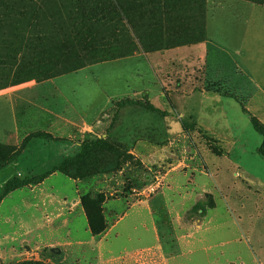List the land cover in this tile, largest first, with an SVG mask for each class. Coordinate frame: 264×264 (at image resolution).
Listing matches in <instances>:
<instances>
[{
    "label": "rangeland",
    "instance_id": "374dc122",
    "mask_svg": "<svg viewBox=\"0 0 264 264\" xmlns=\"http://www.w3.org/2000/svg\"><path fill=\"white\" fill-rule=\"evenodd\" d=\"M228 1L132 0V17L141 20L138 33L146 48L177 52L205 36L207 40L209 17L230 9ZM222 33L213 39L227 48L218 55L212 51L211 72L208 63L194 56L180 61L179 55L172 56L166 62L162 79L152 81L164 96L138 100L132 95L133 88H143L134 82L137 71L147 78L149 69L144 54L150 52L137 49L129 57L35 80L37 92L17 98L26 130L19 145L0 142V197L12 178L50 172L65 157L78 154L90 136H109L127 145L131 160L118 171L83 180L51 174L43 192L55 193L62 206L52 228L47 219L55 215L34 222L33 211L23 210L22 200L33 198L28 190L8 196L0 208V264H260L247 244L255 246L249 233L264 225V145L250 115L264 124V111L234 89L247 81L244 71L236 70V63H242L235 46L240 36L231 30L229 37ZM101 37L112 43L101 46L102 51L125 52L132 45L123 28H104ZM136 56L141 62L129 60ZM216 56L222 64L214 61ZM30 62H22L24 71ZM4 69L0 67V88L8 83L10 68ZM170 91H175L171 97ZM126 100L150 102L169 116L162 118L139 106L119 107ZM34 155L35 162L15 164ZM87 195L104 199L98 219L105 221L106 230L100 236L91 233L81 204ZM77 214L87 223L81 218L71 223ZM8 217L13 221L7 224ZM63 219L69 220V230ZM86 239L83 246L76 244Z\"/></svg>",
    "mask_w": 264,
    "mask_h": 264
},
{
    "label": "trees",
    "instance_id": "16d2710c",
    "mask_svg": "<svg viewBox=\"0 0 264 264\" xmlns=\"http://www.w3.org/2000/svg\"><path fill=\"white\" fill-rule=\"evenodd\" d=\"M144 5L142 3L141 6ZM155 8L156 12L160 11L159 5ZM0 12V45H3L0 48V67H4V70L10 68L5 77L8 83L0 90L35 80L43 82L82 70L88 65L129 57L137 49L146 53L161 49L146 48L142 35L138 33L137 25L141 20L132 17V0H0ZM111 27L118 30L123 28L130 36L132 45L129 51L101 50V46L112 44L101 37L102 30ZM203 39L199 42H204L206 36ZM26 59H31L27 64L30 69L26 67L24 71L22 62ZM73 60L76 62L71 63ZM24 72L29 75L21 77ZM126 105L139 106L162 118L169 116L150 102L126 100L119 103V107ZM243 112L250 115L246 109ZM250 121L263 137L264 145V124L253 115H250ZM130 160L127 145L115 142L109 136H90L81 144L78 154L65 157L50 172L36 177L18 176L8 181L3 188L0 204L15 190L39 185L53 173L83 180L118 171ZM103 202L100 196L92 198L87 195L81 199L93 236H100L106 230L105 221L98 219Z\"/></svg>",
    "mask_w": 264,
    "mask_h": 264
},
{
    "label": "crops",
    "instance_id": "0c3cea01",
    "mask_svg": "<svg viewBox=\"0 0 264 264\" xmlns=\"http://www.w3.org/2000/svg\"><path fill=\"white\" fill-rule=\"evenodd\" d=\"M228 2L230 4V0ZM230 6L231 8L227 9L225 13H216L209 17V21L207 23L208 35L206 41L199 44H194L190 47H182L178 49L177 52L175 50H169L144 54L146 57L145 61L149 64V69L146 68L145 70V72L147 73V78L145 77L143 72H141V70L137 71L134 82L143 88L140 90H138V88H133L134 90L132 89V95L138 100L142 97L151 99L152 96L156 94H158L159 96H164L165 93L162 90L159 91V89H157V86H155L152 81L154 77L157 78L161 76L162 79V74L165 73L166 62H168L172 56L179 55V61L182 59L184 60V57L194 56L196 59L202 60L203 64L208 63V73L211 72V63H213L211 60L212 51H214L216 55H218V53L223 52L224 48H227L220 46L213 39V37L216 38L217 36H219V33H222L223 31L224 32L222 34L229 37L227 35V32L231 30L234 31L235 34H238L240 36V39L238 41L239 43H237V45L235 46L236 53L242 60V63L240 65L236 63V65L239 66L236 67V70L237 72L239 71V74H241V71L243 70L245 73V75L243 73V78H247L246 82L241 81V85L239 84L235 86L234 89L236 90V92L240 93L242 97H244V100L259 105L260 109L264 111V0H231ZM224 52L229 51L225 50ZM139 56L132 57L129 60H133L134 62H141ZM214 58V61H217L219 64L222 62L221 60L216 59L217 56ZM239 68H241L242 70L240 71ZM145 81L147 82L145 83ZM225 82L227 84V82L229 81L226 80ZM37 87V82L31 81L15 87L0 90V142L8 144L10 146H16L20 144L21 134L23 132L25 133L26 127L21 120V115L24 114H19L16 108L17 98H19L22 94H24V92L27 91L36 93ZM173 94H175V91H170V97ZM108 101L109 100H107V102ZM23 117L25 118V116ZM80 117L85 124L88 123L89 120H87L86 117H84L82 114L80 115ZM95 117H99V115L97 114ZM29 157L30 158L27 159L23 156L15 164L18 163L20 166V164L23 163V160L25 161L24 163L35 162L34 159L37 158L36 155ZM14 165H12L11 167H13ZM45 184L46 181L39 185L32 186V189L29 187H24L15 190L11 194L23 191L24 189L28 190L27 194H33V198L22 200L21 206L23 207V210L27 212L33 211V215L30 219H32L34 222H39L42 218L44 219V217L47 219V216H45L46 214H49L50 217H53V215H55L53 218L47 219L49 220V222H47L50 223L49 226L52 228L54 227L55 223H57V214L59 210L62 209V206L60 205L58 196L55 193H51V191L43 192V186ZM11 194H9L8 196H10ZM4 200L0 204V208ZM14 210L19 212L18 207H15ZM36 213H40L41 216L37 217ZM78 218L86 220L85 217H81L80 214H77V216L73 217L70 222L74 224ZM12 221L13 217L4 219V222L7 224L11 223ZM63 223H65L64 227H68L69 230V220L63 219ZM18 224L20 225L22 224V222H19ZM92 239L94 240V242H96L94 237H92ZM146 240H150L149 242H151L152 239L147 238ZM249 240L255 245L253 248H251L247 244L251 253L250 256L252 258H256L260 264H264V225H258V227L255 229V232H250ZM87 241L88 239H86V241L77 240L76 244L83 246V244ZM103 241L105 242L104 239ZM57 242L58 241L50 243L53 244ZM70 243V245L74 244L75 246L74 242ZM142 243L143 241L140 242V244ZM195 244L196 243L188 245L189 252ZM100 246L101 245L99 243V247ZM180 250L181 254L185 253L186 247L184 246ZM175 262L179 261L175 260Z\"/></svg>",
    "mask_w": 264,
    "mask_h": 264
},
{
    "label": "water",
    "instance_id": "95a60500",
    "mask_svg": "<svg viewBox=\"0 0 264 264\" xmlns=\"http://www.w3.org/2000/svg\"><path fill=\"white\" fill-rule=\"evenodd\" d=\"M53 250H54V252H57V253L59 252V250H58V249H53Z\"/></svg>",
    "mask_w": 264,
    "mask_h": 264
}]
</instances>
